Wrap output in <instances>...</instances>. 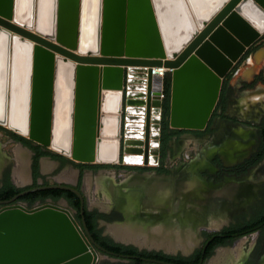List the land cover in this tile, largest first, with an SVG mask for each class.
Here are the masks:
<instances>
[{
  "label": "water",
  "instance_id": "95a60500",
  "mask_svg": "<svg viewBox=\"0 0 264 264\" xmlns=\"http://www.w3.org/2000/svg\"><path fill=\"white\" fill-rule=\"evenodd\" d=\"M253 10L264 14V0H0V125L77 162L156 165L166 117L153 67L171 69L169 127L205 129L224 78L264 34ZM45 188L84 206L72 186ZM97 259L63 210H0V264Z\"/></svg>",
  "mask_w": 264,
  "mask_h": 264
},
{
  "label": "flooded vegetation",
  "instance_id": "af4514ba",
  "mask_svg": "<svg viewBox=\"0 0 264 264\" xmlns=\"http://www.w3.org/2000/svg\"><path fill=\"white\" fill-rule=\"evenodd\" d=\"M245 66H252L253 72L246 73ZM258 86H264V34L245 50L224 78L205 129L162 125L156 165L151 160L141 165L77 162L0 125V190L7 193L0 201L25 193L10 203H0V210H63L91 243L98 255L96 264H183L182 260L198 264L202 259L201 264H210L219 251L233 248L239 241L246 255L243 264H260L264 257V113L259 109L262 115L251 117L253 108L248 102L264 101L253 98L264 89L243 95ZM261 109L264 111V106ZM21 155L28 170L25 182L15 170ZM103 178L113 190L109 199L98 188ZM194 179L209 196L227 191L217 210L220 225L215 229L207 228V218L198 225L181 222L180 200L187 188H193ZM54 185L72 186L81 192L83 208L76 192L45 188ZM36 188L42 189L34 191ZM57 190L64 196L54 198L52 191ZM65 194H73L76 204ZM161 196L166 197V209L158 206ZM117 227L124 228L125 234L112 232ZM191 237L194 243L190 248L185 250L178 244ZM106 243L120 245L126 251L113 250ZM104 256L117 261L103 262Z\"/></svg>",
  "mask_w": 264,
  "mask_h": 264
},
{
  "label": "bare ground",
  "instance_id": "6f19581e",
  "mask_svg": "<svg viewBox=\"0 0 264 264\" xmlns=\"http://www.w3.org/2000/svg\"><path fill=\"white\" fill-rule=\"evenodd\" d=\"M249 16L251 17L250 19L253 20L252 21L253 24L250 22L251 21L250 19H249L250 21L249 20H247V21L251 25H253L252 28L254 31H257V30H259V28L264 26V14L260 13L259 11L253 10L252 12L249 13ZM251 35H252L251 32H245L244 39L249 40ZM111 79H112V77H111ZM113 91L114 90H111L110 94L107 95L105 107H106V112H107L106 114H108V115H111V113H113V111L115 110V95L113 94ZM259 92H260L259 94L253 96L254 99H257V100L258 99H261V100L264 99V92H261V91H259ZM111 126H112L111 128L113 129L114 128L113 123L111 124ZM109 145H110L109 143H105L103 145L102 150H101V154L103 157H106L108 154H110V152L108 151ZM25 160L26 159L23 157V155H21L18 158V162H19L18 166L15 169L16 175L19 177L20 180H22V182H25V180L27 179V176H28L27 175L28 170L26 169ZM191 168L193 170L195 168V166L194 167L192 166ZM197 184H198L197 180L194 179L193 188H190V187L187 188L186 192L181 197L182 199L180 200V209H179V211L181 210V212L183 214L182 217H180L181 222L187 220V222L191 221L192 223H194V225L195 224L198 225V224L203 223L201 221H204V219L207 218L206 219L208 221L207 225H206L207 228L215 229L218 227V225H220V221L218 218L219 217L218 215H220V213L218 215H216L220 211H217V210L221 208V205H220L221 199H223L222 197H224L226 195L227 191L226 192L222 191L221 193H218L217 195L209 196L207 194V192L205 191V189H203L202 186L198 187ZM98 188H99V190H101L103 192V194L105 196H107L108 199L113 194L112 188L110 189V187L108 185V179L107 178L102 179L101 184ZM206 198L211 199V200H208V202H207ZM164 199H166V197L161 196L160 199L157 201L158 206H160L161 209H166L165 208L166 203H163V202H165ZM185 202H187L186 205H184ZM190 205H193V208L191 210H190ZM213 214L215 216H213ZM112 232H114L117 235L125 234V229L117 227L114 230H112ZM124 240H125V238H124ZM193 243H194V240L192 237L189 239H185V240L181 239L180 241H178V244L181 245L182 248H184L185 250L190 248V246L193 245ZM242 250L243 249H242V242L241 241L237 242L233 248L222 249L221 251H219L216 260H214L216 262L215 264H226L228 261L230 263L243 264V262L246 258V255H244L242 253L243 252ZM260 264H264V257H263V262H261Z\"/></svg>",
  "mask_w": 264,
  "mask_h": 264
},
{
  "label": "trees",
  "instance_id": "16d2710c",
  "mask_svg": "<svg viewBox=\"0 0 264 264\" xmlns=\"http://www.w3.org/2000/svg\"><path fill=\"white\" fill-rule=\"evenodd\" d=\"M164 88H165V93H166V98H165V104H164V110H165V121H164V127H169V115H170V100H171V90H172V80L169 77H166L165 79V83H164ZM13 192H15L13 190ZM54 192L52 194V196L54 198H59L61 196H64V192L57 190V191H52ZM5 194H7L4 191L0 190V198H2ZM13 194V193H12ZM66 197H68L72 202H74L75 197L73 196V194H65ZM75 203V202H74ZM76 204V203H75ZM106 245L109 246V248L116 250V251H126V248L120 246V245H115L113 243H106ZM183 264H189V261L187 260H182L181 261Z\"/></svg>",
  "mask_w": 264,
  "mask_h": 264
},
{
  "label": "rangeland",
  "instance_id": "374dc122",
  "mask_svg": "<svg viewBox=\"0 0 264 264\" xmlns=\"http://www.w3.org/2000/svg\"><path fill=\"white\" fill-rule=\"evenodd\" d=\"M261 58V55H259L258 56V60ZM245 70H246V73L249 71V72H253V70H254V68H252V66H245ZM244 77H246L245 75H242V78H244ZM247 78V77H246ZM239 82H240V79H237ZM237 80H235V82L237 81ZM238 82V83H239ZM236 89H240V86H236ZM258 89H264V86H258V87H256V88H254L253 90H245V92H244V94L243 95H245V97H247L250 93H252V92H254V91H256V90H258ZM240 98V97H239ZM239 98H237V99H239ZM244 97H242L241 99H243ZM239 103V102H238ZM248 104L251 106V108H253V110L252 111H250V113H251V117H253L252 115H256V113H258V110L260 109L261 110V112H263L264 113V111H263V109H261L263 106H264V101H262V102H256L255 104H252L250 101L248 102ZM240 107V106H239ZM259 115H262V113H258ZM4 142V141H3ZM10 155V154H9ZM11 156V155H10ZM198 183H199V181H197ZM200 184V183H199ZM201 185V184H200ZM204 187H205V185H204ZM247 245H248V243H247ZM214 258H215V256L211 259V261H210V264H214ZM101 261H103V262H105V261H117V260H115V259H113L112 257H103L102 259H101ZM230 262L228 261L226 264H229ZM232 264H235V263H232Z\"/></svg>",
  "mask_w": 264,
  "mask_h": 264
},
{
  "label": "built area",
  "instance_id": "2783aa9c",
  "mask_svg": "<svg viewBox=\"0 0 264 264\" xmlns=\"http://www.w3.org/2000/svg\"><path fill=\"white\" fill-rule=\"evenodd\" d=\"M35 32V31H34ZM171 72V69L165 67V66H160V67H153L152 69V75L156 76L158 78L163 79V85H162V93L160 95V99L161 100H165L166 98V93H165V88H164V83H165V79L168 76V74Z\"/></svg>",
  "mask_w": 264,
  "mask_h": 264
},
{
  "label": "crops",
  "instance_id": "0c3cea01",
  "mask_svg": "<svg viewBox=\"0 0 264 264\" xmlns=\"http://www.w3.org/2000/svg\"><path fill=\"white\" fill-rule=\"evenodd\" d=\"M168 77V76H167ZM216 258H217V256L214 258V260H216ZM216 262L214 261V264H215Z\"/></svg>",
  "mask_w": 264,
  "mask_h": 264
}]
</instances>
